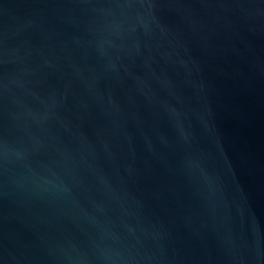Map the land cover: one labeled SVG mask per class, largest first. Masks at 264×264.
I'll use <instances>...</instances> for the list:
<instances>
[{
  "label": "water",
  "instance_id": "1",
  "mask_svg": "<svg viewBox=\"0 0 264 264\" xmlns=\"http://www.w3.org/2000/svg\"><path fill=\"white\" fill-rule=\"evenodd\" d=\"M0 264H264V0H0Z\"/></svg>",
  "mask_w": 264,
  "mask_h": 264
}]
</instances>
